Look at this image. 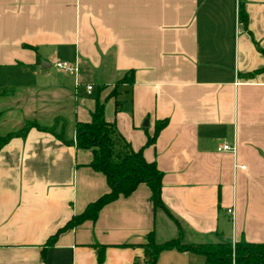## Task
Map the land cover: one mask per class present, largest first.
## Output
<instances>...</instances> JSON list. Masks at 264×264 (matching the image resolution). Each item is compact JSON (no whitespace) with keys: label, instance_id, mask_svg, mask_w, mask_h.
<instances>
[{"label":"crops","instance_id":"1","mask_svg":"<svg viewBox=\"0 0 264 264\" xmlns=\"http://www.w3.org/2000/svg\"><path fill=\"white\" fill-rule=\"evenodd\" d=\"M258 48L264 0H0V135L57 118L55 132L61 123L62 137L73 140L97 97L104 119L162 172L160 199L179 225L141 183L45 245L108 186L89 166V149L30 127L0 147V264H98V248L99 264H133L148 231L156 242H264ZM55 60L76 72L56 69ZM127 70L132 83L112 96ZM222 143L233 152L217 151ZM155 264L205 262L170 248Z\"/></svg>","mask_w":264,"mask_h":264},{"label":"trees","instance_id":"2","mask_svg":"<svg viewBox=\"0 0 264 264\" xmlns=\"http://www.w3.org/2000/svg\"><path fill=\"white\" fill-rule=\"evenodd\" d=\"M238 19L246 26V13L239 6ZM259 49V48H258ZM264 56V51L259 49ZM264 68V66H263ZM132 70H127L116 80L110 94L117 96L116 86L122 83H132ZM119 100H115V110ZM51 126H41L33 121H25L23 125L13 131L0 135V147L11 137L23 136L27 129L35 127L38 130L51 132L55 137L65 143L73 144L76 148L89 149L91 160L89 166L101 172L106 180L108 191L101 194L95 200L86 204L83 211L73 215L55 233L50 235L45 245H51L57 233L66 228H72L83 220H94L98 210L106 203L116 199L118 196L129 195L138 184H144L149 190V199L153 207L162 208L167 216L179 228L177 220L169 213L160 199V186L162 172L153 161H146L140 150H133L129 143L116 130L114 122L106 121L103 117V103L95 98L94 108L90 114L89 121H76L74 124L73 140H65L62 137V124L58 132L55 127L58 119ZM165 119L155 124L153 134L147 138V143H152L156 134L165 125ZM142 256L133 264H155L160 251L174 248L180 251H192L204 256L205 264H264V242H248L243 239L233 243L226 241L207 242L199 244L181 243L179 238L156 242L154 233L148 231L144 235V241L139 244ZM102 258L101 248H98L97 262Z\"/></svg>","mask_w":264,"mask_h":264},{"label":"built area","instance_id":"3","mask_svg":"<svg viewBox=\"0 0 264 264\" xmlns=\"http://www.w3.org/2000/svg\"><path fill=\"white\" fill-rule=\"evenodd\" d=\"M53 66L58 69V70H61L63 72H72V73H75L76 72V67L69 64L68 62L66 61H60V60H55L53 62ZM91 88L90 85H87L86 86V89L89 90ZM217 151H230V152H233L234 150V147L233 145L229 144V143H222L220 144L219 146H217L216 148ZM233 167H238V168H244L243 165H237L235 163H233Z\"/></svg>","mask_w":264,"mask_h":264},{"label":"water","instance_id":"4","mask_svg":"<svg viewBox=\"0 0 264 264\" xmlns=\"http://www.w3.org/2000/svg\"><path fill=\"white\" fill-rule=\"evenodd\" d=\"M144 124H146V122L144 121Z\"/></svg>","mask_w":264,"mask_h":264}]
</instances>
